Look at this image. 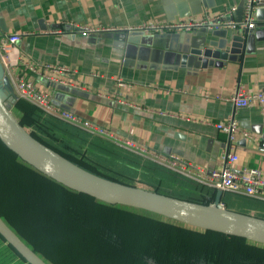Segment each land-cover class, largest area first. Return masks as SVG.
Returning a JSON list of instances; mask_svg holds the SVG:
<instances>
[{
    "label": "crops",
    "instance_id": "obj_1",
    "mask_svg": "<svg viewBox=\"0 0 264 264\" xmlns=\"http://www.w3.org/2000/svg\"><path fill=\"white\" fill-rule=\"evenodd\" d=\"M243 1L0 0V36L20 33L17 48L23 61L38 65L64 64L75 69L68 79L71 84L57 85L44 76L26 71L21 64L17 66V71L25 72L36 88L50 94L56 107L73 112L118 137L160 153L176 154L206 172L219 167L222 152L228 150L237 155L234 168L258 167L264 175V147L261 146L264 114L253 106L235 108L229 100L239 85L246 92H264V26L261 25L264 20L249 29V42H243L235 60L206 67L194 61L182 63V54L189 47L187 42L192 34H205L214 46L225 39L230 43V35L237 28L224 25L193 33L159 34L119 30V27L148 20L163 22L198 17L204 10L212 14L225 12L230 6H235V10L223 18L224 23L240 22ZM83 24L117 29L83 36L72 27ZM117 78L124 85H117ZM229 116L241 129L250 131L254 139H243L238 134L228 143L226 135L213 123ZM93 136L113 144L110 139ZM127 152H124L127 157H133ZM180 186L175 184L174 188ZM225 193L232 194H221L222 206L263 217L260 214H264V200L236 199V194L224 198ZM215 197L216 191L209 203ZM239 200L244 202L241 204ZM1 246L6 247L13 264H26L2 240ZM2 263L5 264L0 260Z\"/></svg>",
    "mask_w": 264,
    "mask_h": 264
},
{
    "label": "trees",
    "instance_id": "obj_2",
    "mask_svg": "<svg viewBox=\"0 0 264 264\" xmlns=\"http://www.w3.org/2000/svg\"><path fill=\"white\" fill-rule=\"evenodd\" d=\"M11 107L32 136L93 173L130 185H136L132 178L137 174L154 191L196 202L209 203L215 195L214 189L152 162H140L134 154L127 157L121 148L90 137L21 98ZM79 143L105 147V152L90 156L86 147L78 149ZM102 156L111 166L94 160ZM175 184L181 185L179 189ZM231 196L225 193L224 198ZM0 217L48 264H264L263 245L73 191L21 161L1 140ZM0 240L5 243L1 236Z\"/></svg>",
    "mask_w": 264,
    "mask_h": 264
},
{
    "label": "water",
    "instance_id": "obj_3",
    "mask_svg": "<svg viewBox=\"0 0 264 264\" xmlns=\"http://www.w3.org/2000/svg\"><path fill=\"white\" fill-rule=\"evenodd\" d=\"M254 12L257 22L264 20V0H258ZM248 31L246 28H237L230 35V43L225 39L214 46L205 34H192V39L187 42L189 47L182 54V63L194 61L199 66L206 67L220 66L227 60H235L243 42L248 41ZM17 98L0 62V140L21 161L38 172L73 191L88 194L108 204L140 209L185 226L242 237L264 246V218L222 206L219 199L223 191L219 189L215 190L216 197L212 203L196 202L138 184L130 185L109 179L72 162L36 139L20 124L10 109L12 101ZM0 236L6 244L15 249L26 264H48L20 239L1 217Z\"/></svg>",
    "mask_w": 264,
    "mask_h": 264
},
{
    "label": "built area",
    "instance_id": "obj_4",
    "mask_svg": "<svg viewBox=\"0 0 264 264\" xmlns=\"http://www.w3.org/2000/svg\"><path fill=\"white\" fill-rule=\"evenodd\" d=\"M257 2L258 0L243 1V16L240 22L229 20L224 23L223 18L235 10V6H230L225 12L212 14L209 10H204L198 17H186L163 22L148 20L123 28L119 27V30L126 29L159 34L167 32H192L201 28L217 29L224 25L234 29H252L257 26V21L254 17ZM261 25L264 26V21ZM72 27L80 31L83 36L93 32L115 31L117 29L116 27L87 24L72 25ZM20 36V33L17 31L0 36V62L4 66V70L18 98L34 105L46 115L86 133L110 139L115 146L207 188L219 189L223 192L264 200V175H262L260 168H234L233 164L237 160V155L234 152L224 150L221 155V165L206 172L201 167L184 161L176 154L160 153L130 139L118 137L104 127L84 120L73 112L56 107L52 102L50 94L45 90L36 88L33 80L28 78L25 72L20 73L17 71V66L21 64L26 71L44 76L50 82L65 85L71 84L68 79L75 72V69L64 64L43 63L38 65L33 61H23L18 55L17 48ZM116 84L122 86L124 82L121 78H117ZM229 100L235 108L253 106L264 114V92L262 91L246 92L239 85L233 89ZM213 125L226 135L228 143L234 141L238 134L243 139H254L253 134L250 131L241 129L238 122L232 116H229L224 121H217ZM261 146L264 147V142Z\"/></svg>",
    "mask_w": 264,
    "mask_h": 264
},
{
    "label": "rangeland",
    "instance_id": "obj_5",
    "mask_svg": "<svg viewBox=\"0 0 264 264\" xmlns=\"http://www.w3.org/2000/svg\"><path fill=\"white\" fill-rule=\"evenodd\" d=\"M11 110H12V112L15 114V116L16 117H18V112L15 110V108H13V107H11L10 108ZM90 137H94L93 135H91ZM61 138L59 137V140H58V142H60V144H61V140H60ZM77 147H78V149H83L84 147H86L87 148V152H88V154L90 155V156H95V155H97V156H100L101 155V153L100 152H105V147H98V148H96V146H93V145H91V144H88V145H85V144H83V143H79V146H78V144H75ZM117 147V146H116ZM120 149V148H119ZM123 151V150H122ZM124 152H126L125 150H124ZM127 153H129V152H127ZM129 154H131V153H129ZM133 155V154H132ZM135 156V155H134ZM95 161H98L99 163L98 164H102L103 166H111V163L110 162H108L107 164L105 163V161H104V157L102 156V157H98L97 158V160L96 159H94ZM106 170V169H105ZM126 172H128V171H126ZM116 176H118V177H121V178H123L124 176H119V174H117ZM140 175H137V174H135L134 176H133V178H132V180H134V182H136V184H138V185H140V186H143V187H146V188H151L152 186L151 185H149L148 183H146V182H143V181H139L140 180ZM243 202H241V204H242ZM244 204H246V202L244 203ZM238 210H240V211H243L244 209H242V208H240V207H238ZM247 210H249L248 208H247ZM260 216H263L264 217V214H260ZM2 247V246H1ZM0 247V260L1 261H4V263L5 264H13L12 263V261H11V259L9 258V256L7 255L8 253H7V249H6V247L5 246H3L2 248ZM7 253V254H6ZM149 261H151V260H149ZM3 264V263H2Z\"/></svg>",
    "mask_w": 264,
    "mask_h": 264
}]
</instances>
